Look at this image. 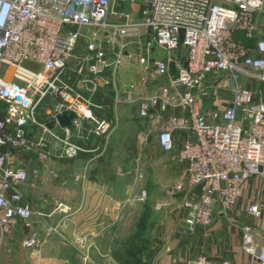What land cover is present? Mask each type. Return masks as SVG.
Wrapping results in <instances>:
<instances>
[{
    "label": "built area",
    "instance_id": "built-area-1",
    "mask_svg": "<svg viewBox=\"0 0 264 264\" xmlns=\"http://www.w3.org/2000/svg\"><path fill=\"white\" fill-rule=\"evenodd\" d=\"M0 21V240L18 218L40 213L19 188L28 172L37 176L51 154L92 149L84 139L108 131L110 120L95 113L100 105L92 93L113 85L130 64L137 81L123 82L125 99L136 100L140 117L157 121L158 146L181 166L180 227L207 225L214 200L228 210L246 178L264 177V98L242 83L264 82V0H0ZM142 33L144 43L133 40L138 50L126 49L130 40L121 38ZM179 47L183 60L173 74L169 63ZM220 81L230 91L227 103L221 110L205 107L202 98ZM138 83L149 84V93L133 95ZM62 109L77 116L69 126L47 127ZM16 148L33 151L29 169L14 158ZM246 211L260 209L250 202ZM35 241L30 234L22 244ZM240 245L249 264H264V244L251 227L242 226ZM184 264L232 263L197 254Z\"/></svg>",
    "mask_w": 264,
    "mask_h": 264
},
{
    "label": "rangeland",
    "instance_id": "rangeland-1",
    "mask_svg": "<svg viewBox=\"0 0 264 264\" xmlns=\"http://www.w3.org/2000/svg\"><path fill=\"white\" fill-rule=\"evenodd\" d=\"M123 6L130 8L126 2ZM139 14L136 12L133 17L137 18ZM145 36L142 33L121 39L130 40L126 49L136 51L139 44L133 40L138 38L144 43ZM177 51L172 57L179 61L181 51ZM120 61L121 66L128 62L125 57ZM173 66L172 61L169 63L170 72H173ZM242 83L253 87L256 97L264 98V82L255 80L247 84L243 80ZM114 87L117 92H122L118 85ZM226 90L230 95L229 89ZM118 94H112L110 100L111 109L107 115L111 120L110 133L90 136L88 146L92 149L84 151L86 156L58 157L51 154L47 165L57 168V180L43 175L41 184L60 183L61 178H65L72 198L80 194L78 184L90 185L82 189L84 216L110 215V229L99 228L97 235L93 233L91 236V246L96 245L93 252H96L99 264H150L180 226L178 215L182 190L176 185L183 183V175H178L177 164L170 152L161 150L156 143L157 121L140 117L136 100ZM2 107L0 100V109ZM12 154L27 169L33 164V151L16 148ZM93 184H99L101 188L97 189ZM26 188L27 184H24L22 189L25 191ZM142 189L145 196L139 198ZM26 225L23 223V227ZM95 256L91 261H96ZM88 258L84 254V260L88 261Z\"/></svg>",
    "mask_w": 264,
    "mask_h": 264
},
{
    "label": "crops",
    "instance_id": "crops-1",
    "mask_svg": "<svg viewBox=\"0 0 264 264\" xmlns=\"http://www.w3.org/2000/svg\"><path fill=\"white\" fill-rule=\"evenodd\" d=\"M234 37L245 43L250 42L241 33H235ZM177 50L179 53L181 51V58L179 61L173 58L172 61L175 64L183 60V48L179 47ZM159 53L157 49L152 48L154 56H159ZM133 67L134 65L130 64L122 73L115 74L111 88L110 83L105 85L111 94L110 100L112 94L125 95L123 82L137 81V74ZM172 73H175V66ZM115 85H118L122 92H117ZM226 89L228 88L223 86L221 81L211 85L202 98L203 105L221 110L230 96ZM149 91V84L138 83L133 95H146ZM108 107L109 116L110 102ZM236 117H241L239 111ZM109 133L110 127L106 133L92 136H107ZM88 140L89 138L82 144L88 146ZM174 144L176 147L179 145L178 135L175 137ZM83 152H78L75 156H80L79 153ZM47 162L46 160L43 164H39L37 176L28 172L26 181L19 187L23 198L40 213H33L28 218V222L18 218L11 232L1 238L0 264H99L95 256L96 252H93L96 245H93L94 248L91 246V236L93 233L97 235L99 228L106 231L110 229V215L84 216L82 189L90 185L78 184L80 194L72 198L65 185V178H61L60 183L47 186L41 184L43 175L52 176L51 179L57 180V168L48 166ZM21 163L24 166V163ZM176 164L178 175H183L180 164ZM24 184H27L25 191L22 189ZM93 186L97 189L101 188L99 184H93ZM250 202L258 204L260 211L257 215L246 211V206ZM212 205L213 215L207 225H196L191 231L179 226L173 231V236L165 248L150 264H184L186 260L197 254H203L214 260L226 258L232 264H249L250 256L242 251L240 245L242 226L251 227L255 241L258 244H264V177L251 175L246 178L241 183L240 193L230 209L220 210L216 200ZM23 223L27 225L23 227ZM30 234H34L36 241L30 245H23L22 239ZM84 254L89 256L88 261L84 260ZM93 255L96 261H91Z\"/></svg>",
    "mask_w": 264,
    "mask_h": 264
},
{
    "label": "water",
    "instance_id": "water-1",
    "mask_svg": "<svg viewBox=\"0 0 264 264\" xmlns=\"http://www.w3.org/2000/svg\"><path fill=\"white\" fill-rule=\"evenodd\" d=\"M12 67L8 66L6 72L4 73V79H8ZM84 83L87 87L92 85L90 80H81L80 83ZM77 115L71 109H62L60 112L55 114V117L46 121L45 124L47 127H52L54 124H58L60 127L69 126L71 118H75Z\"/></svg>",
    "mask_w": 264,
    "mask_h": 264
},
{
    "label": "trees",
    "instance_id": "trees-1",
    "mask_svg": "<svg viewBox=\"0 0 264 264\" xmlns=\"http://www.w3.org/2000/svg\"><path fill=\"white\" fill-rule=\"evenodd\" d=\"M104 92V94H102ZM92 99L94 102H96L97 104H99L100 106L96 107L94 109L95 113L99 116V117H105L107 118L108 115V106H109V102H110V93H109V89L106 86L105 88H101V87H96L95 92L92 94ZM88 136L84 139V141H87ZM80 156H86L87 153H79Z\"/></svg>",
    "mask_w": 264,
    "mask_h": 264
},
{
    "label": "clouds",
    "instance_id": "clouds-1",
    "mask_svg": "<svg viewBox=\"0 0 264 264\" xmlns=\"http://www.w3.org/2000/svg\"><path fill=\"white\" fill-rule=\"evenodd\" d=\"M0 22H2V21H0Z\"/></svg>",
    "mask_w": 264,
    "mask_h": 264
}]
</instances>
